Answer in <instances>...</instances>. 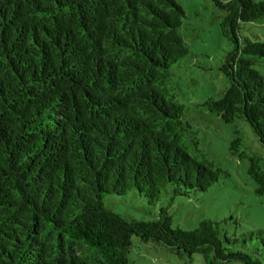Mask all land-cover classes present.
I'll use <instances>...</instances> for the list:
<instances>
[{"label": "trees", "instance_id": "trees-1", "mask_svg": "<svg viewBox=\"0 0 264 264\" xmlns=\"http://www.w3.org/2000/svg\"><path fill=\"white\" fill-rule=\"evenodd\" d=\"M232 44L220 70L229 85L200 106L235 124L229 152L248 160L264 197V41L243 35L264 0H214ZM177 0H0V264H129L133 236L205 264H264V229L241 240L228 219L173 227L127 219L108 195L150 203L207 191L225 171L198 146L172 68L191 53ZM260 244V245H259Z\"/></svg>", "mask_w": 264, "mask_h": 264}, {"label": "rangeland", "instance_id": "rangeland-1", "mask_svg": "<svg viewBox=\"0 0 264 264\" xmlns=\"http://www.w3.org/2000/svg\"><path fill=\"white\" fill-rule=\"evenodd\" d=\"M185 11L181 32L190 55L172 68V84L179 100L186 106V119L198 139L199 148L209 159L219 165L225 174L207 191H191L174 195L173 187L162 198L150 203L135 191L127 195H108L105 208L127 219L155 220L162 209L171 216L173 227L190 230L200 220L228 219L224 229L230 238L241 240L250 230L264 229V197L255 194L256 184L248 175V160L231 155L229 146L234 138L235 124L225 123L216 114L204 110L200 104L210 95L224 90L229 81L221 72L224 56L233 48L220 34L219 21L222 10L214 0H177ZM242 34L264 41V19L248 23ZM264 74V64L257 65ZM239 126L248 146L264 157V147L246 121ZM129 264H205L201 254L180 258L169 248L157 242H144L132 238ZM247 240L235 245L236 249L251 250L256 245ZM260 245V244H259ZM264 262V255L258 256Z\"/></svg>", "mask_w": 264, "mask_h": 264}]
</instances>
